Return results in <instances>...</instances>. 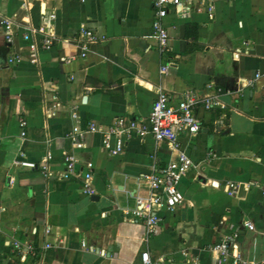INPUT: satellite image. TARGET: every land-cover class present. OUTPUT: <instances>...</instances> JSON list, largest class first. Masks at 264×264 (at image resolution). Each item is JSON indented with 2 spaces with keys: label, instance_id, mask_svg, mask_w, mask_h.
Returning a JSON list of instances; mask_svg holds the SVG:
<instances>
[{
  "label": "crops",
  "instance_id": "0c3cea01",
  "mask_svg": "<svg viewBox=\"0 0 264 264\" xmlns=\"http://www.w3.org/2000/svg\"><path fill=\"white\" fill-rule=\"evenodd\" d=\"M209 1L212 17L169 10V48L161 56L153 0H0V16L12 17L14 30L7 42L0 22V264H139L144 250L161 264H217L210 246L234 229L239 237L231 252L245 264L264 260V0ZM81 25L103 37L84 57ZM39 27L54 33L52 47L38 49L37 63L9 62L16 54L26 58L22 34ZM42 37L32 33L36 43ZM165 62L169 70L161 74ZM257 73L253 85L236 90L237 81ZM209 81L232 92L221 95L224 108L200 111L203 127L189 149L200 167L181 179L184 201L158 212L162 220L148 233L130 213L136 196L146 195L137 177L169 161L168 143L134 138L111 156L98 133L85 135L83 149L73 147L68 133L76 122L145 117L159 88L176 101L186 89L203 93ZM53 95L61 105L49 116ZM21 115L28 120L25 137ZM19 150L34 161L49 150L53 175L15 165ZM209 151L216 155L206 158ZM64 152H74L81 166L93 163V194L82 191L78 178L59 177ZM228 181L237 184L233 194L224 188ZM12 240L34 249H15Z\"/></svg>",
  "mask_w": 264,
  "mask_h": 264
},
{
  "label": "built area",
  "instance_id": "2783aa9c",
  "mask_svg": "<svg viewBox=\"0 0 264 264\" xmlns=\"http://www.w3.org/2000/svg\"><path fill=\"white\" fill-rule=\"evenodd\" d=\"M22 5L26 6V3ZM213 8V3L209 0H153L151 27L159 54L165 56L169 48V35L164 19L170 9H174L177 13H189L193 9L205 10L208 16L212 17ZM0 22L4 26L6 41L12 42L14 34L12 17L1 15ZM35 31L43 33L39 43L32 39V33ZM22 37L27 42V56L25 58L22 54H16L9 58L11 63H20L24 60L37 63L38 49H50L55 40L54 33L51 30L46 31L43 27L26 29ZM102 39L103 37L92 29L81 25L77 39L80 47L79 55L81 57L86 56L89 46ZM62 60L68 61L70 59L63 57ZM168 70L169 62L163 63L159 69L161 74H167ZM259 75L257 73L254 77L246 79L244 84L237 81L236 90L240 91L243 86L253 85ZM231 92L230 89H225L215 85L213 81H209L203 93L186 89L181 93L179 99L174 101L168 91L159 88L147 116L117 115L106 125L99 124L94 120H89L82 126L76 122L68 133V138L75 149H83L85 147V135L98 133L101 136L103 150L111 156L120 155L128 141L134 138L143 139L146 136H151L157 143H168L172 151L169 161L163 166H154L150 172L137 177V183L146 187V195L136 196V205L130 210L131 215L141 219L147 232L151 233L162 220L158 212H171L184 201V195L179 188L181 179L191 169L197 170L200 167V163L196 162L189 152V149L194 147L191 139L195 138L203 127L200 111L210 112L216 108H224L221 95ZM60 105L61 102L58 97L53 95V102L48 108L47 114L49 116L54 115L56 108ZM71 117L74 119L78 117L75 109L72 110ZM18 124L20 136L25 137L28 127L27 117L21 115L18 118ZM218 126L215 123L213 130L218 131ZM215 155L214 151H209L206 158ZM52 158L53 155L48 150L38 161H34L28 159L23 150H19L14 159V164L21 168L35 170L44 177H50L53 175ZM61 163L62 171L59 174L61 179L78 178L84 193L93 194L95 192L92 185L94 165L91 161H86L81 166L79 165L80 159L74 152H64ZM204 184L219 187L218 181L207 180ZM236 187L237 184L231 181L224 185L228 194H233ZM246 226L248 229L254 227L250 221L246 222ZM45 232H49V229H46ZM238 237L239 232L234 229L210 246V250L216 255L217 264H245L239 253L231 252V245ZM7 243L15 249L25 251V253L34 249L32 243L27 241L22 243L19 240H12ZM84 245L85 243L82 242V246ZM44 247H50V244L46 243ZM139 258V264H161L162 262V258L153 259L147 250L141 251ZM260 264H264V260Z\"/></svg>",
  "mask_w": 264,
  "mask_h": 264
}]
</instances>
